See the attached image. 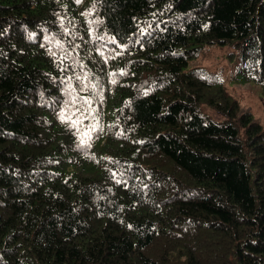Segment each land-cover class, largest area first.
Returning <instances> with one entry per match:
<instances>
[{"label": "trees", "instance_id": "trees-1", "mask_svg": "<svg viewBox=\"0 0 264 264\" xmlns=\"http://www.w3.org/2000/svg\"><path fill=\"white\" fill-rule=\"evenodd\" d=\"M214 46L264 98V0H0V264H264V125Z\"/></svg>", "mask_w": 264, "mask_h": 264}, {"label": "rangeland", "instance_id": "rangeland-1", "mask_svg": "<svg viewBox=\"0 0 264 264\" xmlns=\"http://www.w3.org/2000/svg\"><path fill=\"white\" fill-rule=\"evenodd\" d=\"M230 48L210 47L206 48L198 60L191 63V67H203L209 71H217L224 80L226 87L232 96L240 103L241 111L253 113L256 120L264 125V98L261 88L255 84H241L234 80V64L230 58ZM210 114L216 120H222V116L210 110Z\"/></svg>", "mask_w": 264, "mask_h": 264}, {"label": "snow or ice", "instance_id": "snow-or-ice-1", "mask_svg": "<svg viewBox=\"0 0 264 264\" xmlns=\"http://www.w3.org/2000/svg\"><path fill=\"white\" fill-rule=\"evenodd\" d=\"M77 2H79V0H77ZM113 42H115L114 40H113ZM88 101H85V103H87ZM61 119H63V115H61ZM84 143V141L82 140L81 141V144H83Z\"/></svg>", "mask_w": 264, "mask_h": 264}]
</instances>
